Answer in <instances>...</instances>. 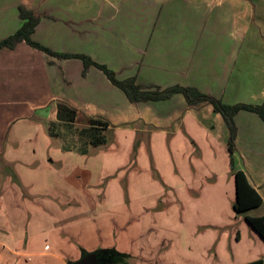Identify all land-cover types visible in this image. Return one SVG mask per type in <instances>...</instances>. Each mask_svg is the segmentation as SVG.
<instances>
[{
	"label": "rangeland",
	"instance_id": "rangeland-1",
	"mask_svg": "<svg viewBox=\"0 0 264 264\" xmlns=\"http://www.w3.org/2000/svg\"><path fill=\"white\" fill-rule=\"evenodd\" d=\"M36 1L5 4L11 12H17L18 4L37 12ZM251 3L250 28L239 43L231 74L240 89L230 91L228 103L264 101L260 97L264 91L259 90L264 84V0ZM54 60L45 61L55 65L67 86L64 69ZM167 102L156 103L157 109L164 113L167 104L175 116L179 103ZM77 109L79 118H106L111 125L108 140L88 147L85 154L63 150L64 139L48 135L47 120L38 122L43 134L39 135L41 161L27 166L33 188L19 180L14 165L9 164L8 175L0 177V264H54L55 259L46 255L59 253L55 245L60 234L74 239L75 245L95 244L124 255L122 262L111 264L264 260V241L244 218L262 214L264 201L242 212L233 209L235 184L226 136L216 130L221 138L211 137L207 129L213 126L198 109L193 111L198 121L186 115L176 132L172 124L156 125L142 118L113 123L105 115ZM174 118L179 123L180 117ZM258 122L241 123L235 152L236 167L252 174L264 169V124ZM162 126L165 134L158 132ZM2 165L0 161V170L7 169ZM259 190L264 199V182ZM66 219L74 223L65 226ZM29 252L41 254L25 256ZM73 258L65 257L63 264Z\"/></svg>",
	"mask_w": 264,
	"mask_h": 264
},
{
	"label": "crops",
	"instance_id": "crops-1",
	"mask_svg": "<svg viewBox=\"0 0 264 264\" xmlns=\"http://www.w3.org/2000/svg\"><path fill=\"white\" fill-rule=\"evenodd\" d=\"M6 1L9 0H0V39L14 32L21 22L18 13L8 9ZM36 2L38 5L33 7L41 13V19L31 34L34 40L54 50L89 54L111 67L118 78L135 75L137 82L143 85L195 86L227 103L230 91L240 89L239 83L232 81L231 74L239 43L250 28L249 18L254 9L251 0ZM49 58L63 67L69 81L67 86L59 79L55 65L46 63ZM258 58L262 60L260 55ZM81 71L79 59H56L23 41L12 49H0V161L7 168L0 170V177L8 175L11 164L19 180L33 188L34 183L29 179L33 176L32 170L27 166L35 160L41 161L39 135L42 130L38 122L55 119L57 100L67 101L90 114L105 115L113 123L142 118L156 125L172 124L174 132L186 115L198 121L193 113L198 109L201 117L210 120L213 126L214 131L207 129L211 137L221 138L216 130L222 137L227 136L223 119L209 104L188 106L183 96L175 93L166 100L137 102L133 106L99 69L91 66L85 76ZM259 90L264 91V84ZM263 96L264 92L260 94L261 98ZM174 100L179 103L175 116L167 104L164 113L157 109L158 103L168 101L172 106L176 103ZM176 116L180 117L179 123L174 121ZM234 119L237 149L241 123L258 125L259 120L262 127L264 124L257 114L246 110L237 112ZM164 126L159 133H166ZM252 172L244 171L263 199L259 189L264 182V169ZM73 221L66 219L63 224L70 225ZM13 238L22 241L20 237ZM73 240L60 234L55 245L59 253L46 256L53 257L54 264H63L65 257L80 258L81 249L89 252L98 248L95 244L77 243V246ZM37 254L41 252H29L25 256Z\"/></svg>",
	"mask_w": 264,
	"mask_h": 264
},
{
	"label": "trees",
	"instance_id": "trees-1",
	"mask_svg": "<svg viewBox=\"0 0 264 264\" xmlns=\"http://www.w3.org/2000/svg\"><path fill=\"white\" fill-rule=\"evenodd\" d=\"M16 9L18 18L21 21L20 25L14 32L0 39V49H12L17 43L23 41L30 47L56 59L77 58L82 62V75H85L91 66L99 69L114 86L124 93L131 103L166 100L173 94L180 93L188 106L193 107L203 103L211 105L213 111L218 113L223 119L227 131L226 146L235 184L233 209L236 212H242L247 209L257 208L263 204L261 195L251 185L244 171L235 165L237 125L234 117L240 110H246L257 114L264 122V101L226 103L221 98L202 92L195 86L178 83L165 87L143 85L137 82L135 75L118 78L111 67L95 60L89 54L54 50L34 40L31 34L41 19V14L35 12L33 9L26 8L22 4H18ZM79 115L76 107L64 100H57L55 119H50L46 122L47 132L51 137L66 139L65 141L63 140V150H75L78 153L85 154L88 151V147L98 146L107 142L111 125L102 116L83 115L82 118H79ZM77 122L81 123V125H77ZM62 130L66 132L67 136L69 135V138L66 135L63 136ZM78 142L79 145L76 144ZM244 218L264 241V212L259 215L246 214ZM98 251L103 256H106L107 261L105 264L123 261L124 255L114 249L99 248ZM242 264H264V260L257 258Z\"/></svg>",
	"mask_w": 264,
	"mask_h": 264
},
{
	"label": "water",
	"instance_id": "water-1",
	"mask_svg": "<svg viewBox=\"0 0 264 264\" xmlns=\"http://www.w3.org/2000/svg\"><path fill=\"white\" fill-rule=\"evenodd\" d=\"M96 253L93 252H87L84 255H81L80 258L73 260V261H68L67 264H105L106 263V258L102 259H97Z\"/></svg>",
	"mask_w": 264,
	"mask_h": 264
},
{
	"label": "flooded vegetation",
	"instance_id": "flooded-vegetation-1",
	"mask_svg": "<svg viewBox=\"0 0 264 264\" xmlns=\"http://www.w3.org/2000/svg\"><path fill=\"white\" fill-rule=\"evenodd\" d=\"M98 249L99 248H96V249H94V250H92V251H89V252H95L97 255H96V257H97V259H102V258H106V256H103L99 251H98ZM87 253V251H84V250H82V255H84V254H86ZM71 261H73V260H71Z\"/></svg>",
	"mask_w": 264,
	"mask_h": 264
}]
</instances>
